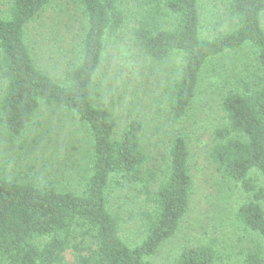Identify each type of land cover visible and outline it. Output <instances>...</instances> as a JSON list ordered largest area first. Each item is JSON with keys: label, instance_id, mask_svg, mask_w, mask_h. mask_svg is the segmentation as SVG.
<instances>
[{"label": "trees", "instance_id": "obj_1", "mask_svg": "<svg viewBox=\"0 0 264 264\" xmlns=\"http://www.w3.org/2000/svg\"><path fill=\"white\" fill-rule=\"evenodd\" d=\"M51 0H12L0 17V75L4 82L0 122L20 134L40 106H56L86 122L92 137L90 174L82 193L36 187L9 179L0 170V264H153L149 256L174 235L188 209L192 180L184 135L170 140L168 169L159 182L141 142V124H117L107 107L93 96V76L105 41L116 37L125 16L119 0H79L85 17L78 62L61 82L40 69L25 41L27 23ZM200 0H134L133 43L152 61L174 55L179 72L165 91L170 117L180 121L195 94L200 72L211 57L244 45L256 48L264 69V0H227L235 26L201 31ZM259 79L241 81L221 98L226 124L215 130L209 157L223 177L240 184L247 194L235 213L242 229L257 233L264 246V87ZM140 184L153 203L143 215L144 237L134 245L119 234L121 218L111 212L107 189L113 183ZM156 187H151L156 184ZM260 249L247 264H260ZM213 245L184 248L172 264H216Z\"/></svg>", "mask_w": 264, "mask_h": 264}, {"label": "rangeland", "instance_id": "obj_2", "mask_svg": "<svg viewBox=\"0 0 264 264\" xmlns=\"http://www.w3.org/2000/svg\"><path fill=\"white\" fill-rule=\"evenodd\" d=\"M125 22L116 37L105 41V50L93 76V96L107 107L120 126L128 119L141 124V142L150 156L159 182L168 169L172 137L185 136L192 189L188 209L173 236L149 256L153 264H172L186 247L210 244L218 253L216 264H247V254L264 246L257 233L245 231L236 219L238 206L247 194L240 184L222 176L209 157L215 130L226 124L221 106L223 94L241 81L259 79L264 87V69L251 45L211 57L200 72L186 115L173 120L165 103V91L180 68L176 55L152 61L132 41L134 0H119ZM12 0H0V17H7ZM201 31L209 37L216 30L228 31L236 19L227 0H200ZM264 28V13L262 17ZM85 17L79 0H51L25 27V41L36 65L61 82L78 62ZM4 82L0 75V99ZM92 137L86 122L73 112L56 106H40L20 134L0 122V170L9 179L36 187L81 194L90 174ZM258 182L264 187L260 176ZM153 184L151 187H156ZM111 212L121 218L120 237L129 245L145 235L143 215L153 203L140 184H111L107 189ZM264 205V203H263ZM73 262L71 250L65 252Z\"/></svg>", "mask_w": 264, "mask_h": 264}]
</instances>
